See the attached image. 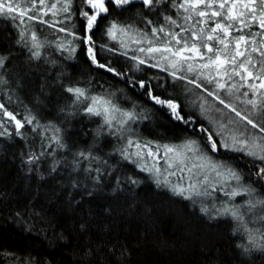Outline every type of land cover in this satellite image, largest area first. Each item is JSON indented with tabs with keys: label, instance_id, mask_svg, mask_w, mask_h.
Returning a JSON list of instances; mask_svg holds the SVG:
<instances>
[{
	"label": "trees",
	"instance_id": "16d2710c",
	"mask_svg": "<svg viewBox=\"0 0 264 264\" xmlns=\"http://www.w3.org/2000/svg\"><path fill=\"white\" fill-rule=\"evenodd\" d=\"M64 2L45 0L43 6L38 5L40 20L63 21L56 28L37 20L25 18L21 24L0 16V58H4L0 104L21 121L34 118L17 134L15 122L0 112V133H4L0 135V264H264V247L259 246L264 241L257 247L250 245L239 230L234 231L233 220L210 217L192 201L156 184L119 153V135L109 134L106 125L101 127L100 117L86 116L83 106H74L65 90L78 86L89 95L109 98L116 92L140 103L151 114L143 116L142 127L148 134L140 137L143 140L181 142L190 137L204 143L211 134L218 149L214 157L231 165L264 195V179L256 175L264 164L242 151L220 148L218 134L200 114L189 110L178 87L180 81L195 80L207 91L218 93L219 81L225 87L243 85L238 88L245 91L248 79H228L214 70L207 76L184 74L186 79H176L170 71L133 59L137 47L130 37L163 39V33H158V38L151 35L153 27L161 26L166 31H181L168 24L166 16L189 27L182 18L186 13L173 7V0L151 8L142 0L122 7L107 3L109 11L98 18L92 36L97 60L115 72L98 68L81 40L57 31L64 27L78 37L85 35L86 20L80 13L89 8L81 0H72L65 13L61 10ZM53 3L57 8L49 11ZM112 22L131 26L129 35L118 34L115 41L108 37L106 30ZM201 27L207 31L210 25H196V29ZM21 31L27 44L20 40ZM32 32L42 45L39 49L31 48ZM182 35L190 36V32ZM60 43L74 46L76 51L60 50ZM173 46L181 47L174 41ZM37 50L39 59L32 56ZM201 50L206 57L213 55ZM253 55L257 67L252 71L259 74L260 56ZM197 60L199 64L207 62ZM257 81L259 85L262 80ZM258 94L264 98L263 92ZM153 96L178 104L183 120L176 119L166 104H157ZM113 102L120 109L134 111L119 97ZM53 135H59L66 147H58L51 140ZM80 151L90 152L95 159L76 157ZM33 154L39 159L28 163ZM77 159L82 160L79 165L74 163ZM89 166L91 171L86 170Z\"/></svg>",
	"mask_w": 264,
	"mask_h": 264
},
{
	"label": "snow or ice",
	"instance_id": "6c2138e0",
	"mask_svg": "<svg viewBox=\"0 0 264 264\" xmlns=\"http://www.w3.org/2000/svg\"><path fill=\"white\" fill-rule=\"evenodd\" d=\"M133 2V0H81V3L87 5L89 11H81L80 15L86 20V30L84 37H78L74 32L70 30L60 27L57 29L59 32H64L66 35H71L73 39H79L81 42L87 46V55L89 59L95 64L98 68L105 69L108 72H115V70L107 65L100 63L97 60L96 53V45L93 40V29L95 28L98 18L101 17L102 14H106L109 11V8L106 6L107 3H114L117 7H122L124 5H129ZM164 0H142V3L145 7L151 8L154 4L162 3ZM45 4V0H23V3L20 0H0V16L11 19L13 21L19 20L21 24L25 22V18L27 20H37L40 23L48 24V27L56 28L57 23H63V21H54L49 23L44 20H40L39 16L36 14L39 11L38 5L43 6ZM72 4V0H65L62 11L68 13ZM173 7L178 9H182L186 15L182 18L185 22H189V27H184L179 24L176 19H173L170 16H166L165 20L168 24L175 26L176 28H180V32L175 31H166L165 27L161 26L159 28L153 27L151 29V35L153 37L158 38V33H163L166 38L161 46H154L153 40H148L149 47L148 48H139L138 51L142 53L154 54L160 53L161 59L169 60L171 57H178V60H172L171 66L173 68L177 67V64L181 61L187 62L189 60H193L195 58H199L200 60H205L206 63H202L199 65L200 69H209L211 71H215L217 75L221 77H228V79H232L233 77H239L241 81H244L248 78L253 79H261L262 82L260 84L261 88H264V0H180V3H176V0H173ZM57 4L53 3L49 7V11L52 9H56ZM29 13H33L29 15ZM91 13V14H90ZM48 13L45 12L44 15ZM56 13L53 12V15ZM198 18V19H194ZM149 24L151 21L148 22ZM196 25H210L207 31L203 27L196 29ZM254 27H258L259 31H253ZM248 30L247 32L245 30ZM131 30V26L122 27L115 22H112L109 27H107L106 34L112 40H117L118 34L121 36L129 35ZM190 36H184L183 33H189ZM239 33L238 35H233L232 33ZM147 34H145L146 36ZM20 40H25L24 32L21 31ZM259 37V39H256ZM31 41L32 49H39L42 45L38 42V36L35 32L31 33ZM173 41L175 45H181L179 48H175L173 46ZM20 42L19 40L17 41ZM135 43H141L142 40H134ZM199 42V43H197ZM214 42V43H209ZM27 44V41L25 40ZM71 44V42H69ZM215 45H221L222 47H215ZM104 47V46H101ZM57 48L60 50H66L70 53H74L76 48L74 46L69 47L63 43L57 44ZM205 49L208 53H213L212 56L205 55V52L201 49ZM31 50V49H30ZM110 51L112 49H109ZM168 53L170 55H164ZM185 53H192L194 55H185ZM254 53H258L260 56V60L258 62L260 72L259 74H254L252 69L257 67V63H254L256 57L253 55ZM32 56L39 59L40 52L33 51ZM133 59H139V57H133ZM140 64H144L145 61L140 59ZM4 64V58H0V67ZM228 65V67H225ZM155 67L156 65H152ZM187 71H194L193 65L191 63L187 64ZM246 73V75H244ZM173 77L176 79H186L183 76L177 77L176 74L172 73ZM209 83L212 82L211 79L205 77ZM188 83L195 84L197 88H201L202 85L196 83L195 80H188ZM243 85L233 84V89H238V87H242ZM141 87H144L141 84ZM249 87L255 88V85H249ZM217 88L223 89L225 88V84L219 83L217 81ZM66 92L71 94L72 103L74 106H83V113L89 117H100L103 121V127L106 125L109 129V134L116 135L119 133L120 139H125L126 134L131 132L130 122H134L136 120V114L131 111H124L120 109L111 98L105 95H89L88 90L78 86L67 87ZM207 91V89H205ZM209 96H215L216 94L208 91ZM244 95H248L247 92ZM152 99L157 104H166L169 109H171L172 115L178 119L183 120V117L179 112V105L172 102L171 100L162 101L158 97H152ZM216 99L219 100L220 104H224L225 108H231L233 112H235L236 116L240 117L242 120H246L249 125L253 128H260V131L264 132V126H261L252 119H249L247 116H241L239 111H236L234 107L229 104H225L223 99H220L219 96H216ZM247 103L255 105V101L248 100ZM0 112L5 117H8L11 121L15 122V128L17 134H20V129L24 127V124H32L34 118H25L24 121H21L16 118L13 113L8 112L5 109L3 104H0ZM187 123V121H185ZM118 126V127H117ZM128 126V127H126ZM116 128V132H112L113 128ZM203 131H207V129H202ZM59 129L56 128L55 132L59 133ZM4 133H0L3 135ZM51 140L55 142L58 147L64 148L66 145L61 143V138L59 135H53ZM234 143L239 142L244 144L248 148V155H251L255 158L264 161V144L256 145L254 141L249 142L248 140L236 141L233 138ZM208 141L211 144V151H217V143L212 139V135L209 134ZM195 141L189 142L185 147L188 151L193 152L194 154L198 151V149H194L193 145ZM135 147L137 151L135 153H129L128 148ZM227 147V145H222ZM165 149V155L167 156L169 153L176 152V158L178 160L179 170L184 171L187 169L189 176V189H191L194 195H211L210 192L205 189L203 192L197 190V185H209L211 181L209 180V175L206 169H211V171L216 173L217 177L223 176L224 174L218 171V166L211 163V159L204 155L196 156V161L190 165L185 163L184 159L181 157L184 156L183 153L178 152L168 145L163 146ZM142 149H147V155L150 157H155L158 153L153 152L147 143L141 144L139 142L133 141L131 138H127V145L120 150L121 155L124 159H130L132 155L137 157V159H143L144 153ZM243 150V149H241ZM41 155H44L42 152ZM76 157L82 158V160L95 159V157L91 156V153H85L83 151L77 152ZM39 159L38 156L33 154L28 163H33L35 160ZM191 159V158H187ZM81 159H77L74 161L76 165H79L82 162ZM105 163H107L105 161ZM168 167L171 168L173 165L171 163L168 164ZM54 167L52 171H55ZM87 171H91V167L89 166ZM141 170H145L141 168ZM159 172V169H155ZM99 171V169H96ZM174 175L175 173H170ZM256 175L261 179H264V167L259 168ZM225 182L228 180L236 181V186L232 187L229 185L230 190L225 191L223 188H220V191L228 198L227 201L224 202L225 206L222 209L217 210V216L231 218L233 221L237 222L239 227H243L249 235V241L254 246L257 245L256 233H259L260 238L264 239V232L260 230V228L249 229L248 224H256L259 223L262 228H264V195H259V190L251 184L244 185L241 183L242 177L232 171L228 170L227 176L224 177ZM131 183L135 184L136 181L132 180ZM159 183V181L157 182ZM219 183V181H218ZM75 186V185H74ZM187 189L177 186L173 188V191L177 195H183ZM215 187H213V191H215ZM91 194V193H89ZM237 197H244L242 203H231L229 205V201H235ZM186 198H191L186 197ZM203 212L208 213L207 208L202 209ZM234 229V231H238ZM260 247H264V245H259Z\"/></svg>",
	"mask_w": 264,
	"mask_h": 264
},
{
	"label": "rangeland",
	"instance_id": "374dc122",
	"mask_svg": "<svg viewBox=\"0 0 264 264\" xmlns=\"http://www.w3.org/2000/svg\"><path fill=\"white\" fill-rule=\"evenodd\" d=\"M51 34L50 31H48V35ZM142 40L141 43H135L134 40ZM153 40L154 46H161V43L165 40ZM130 43L137 47L136 53L138 61L140 59L144 60L145 63L149 65H156L155 67H159L164 69L165 71L174 72L177 77L183 76L188 77L189 75L196 74L197 76H207V74L210 72L208 69H200L199 63L200 61L197 60L198 58H195L193 60H189L187 62L181 61L177 64L176 68H173L171 66L172 60H178V57H171L169 60H163L161 59L160 53H154V54H148V53H142L138 51L139 48H148L150 45L148 43V39L144 37H130ZM164 55H170L168 53H165ZM185 55H194L192 53H185ZM191 63L193 65L194 71L189 72L187 71V64ZM202 64V63H201ZM207 70V71H206ZM184 74H187L186 76ZM174 78V77H173ZM258 79L248 78V87L245 91L239 89H233L232 87H225L217 92H213L216 95L215 96H209L208 91H205L204 87L197 88L195 84H190L186 82H179L178 87L182 90L181 97L185 101L187 107L189 110L196 112L200 114L205 121L211 126V128L215 131V134L219 136V147L222 149L227 150H237L242 151L245 154L248 153V148L239 142L234 143L233 138L236 139V141H242V140H248L249 142L254 141L256 145L264 144V132L260 131V128H253L251 125L247 123L246 120H242L240 117L236 116L235 112L231 110V108H225L224 104H220L219 100L216 99V96H219L220 99H223L225 101V104H229L232 107L236 109V111H239L241 113V116H247L249 119H252L253 122L264 126V98L257 97V95H260L258 93L263 92L264 94V88L260 87L261 79H259L261 82L259 85H256L259 81ZM197 83V82H196ZM249 85H255V88L249 87ZM226 86V85H225ZM247 92L248 95H244V93ZM262 94V96H263ZM122 99L123 101H126V104L131 105V108L134 110L133 112L136 114V120L134 122H130L131 132L126 134L127 138H131L135 142H139L141 144L147 143L149 147L152 149L153 152L158 153L155 157H150L147 155V149H142V152L144 153L143 159H137L134 155L128 159L129 161L135 163L139 167V169L144 168V173H146L151 180H153L156 184L159 186L168 189L170 192L177 195L173 188L180 186L185 189H187L183 195H178L182 198L188 199L194 203L198 207V209L213 218H218L217 216V210L222 209L225 204L224 202L227 201V197L223 194L222 191H220V188H223L225 191L230 190V186L235 187L236 181L234 180H228L225 182L224 177L227 176L228 170L231 169L232 171L238 173L241 177V183L244 185L250 184V182L245 179L241 173H239L237 170H235L231 165L227 163H223L219 161L217 158L214 157V152L211 151V144L209 141L205 140L203 143L202 141H198L196 138H187L184 141L181 142H157V141H148L143 140L140 137H147V131H145V128L143 126V121H145L144 117H147V115H151L149 111L142 108L143 106L138 102H133L131 99L125 96H119L118 93H112V97H110L113 101H115L117 98ZM264 97V96H263ZM248 100L255 101V105L247 103ZM125 102L122 103V106H126ZM118 106V105H117ZM119 107V106H118ZM130 107V106H128ZM126 109V107H123ZM122 109V110H124ZM129 111V110H124ZM132 112V111H131ZM143 118V120H142ZM142 120L140 123L138 120ZM118 127V126H117ZM128 127V126H126ZM109 131V129L107 130ZM112 132H116V128L114 127ZM119 135V133H117ZM127 138L120 139V144L118 151L120 153V150L127 145ZM195 141V144L193 145L194 149H198V151L194 154L193 152H190L187 150L185 145H187L189 142ZM227 145V147H224L222 145ZM164 145H168L172 147L173 149L177 150L178 152H181L184 154L181 159H184L185 163H188L189 165L193 162H200L203 163V161H196L195 157L199 155L207 156L211 159V163L218 166V171L223 173V176L217 177L216 173L211 171V169H206L209 180L211 181V184L209 185H197V190L203 192L205 189H207L208 192L211 193V195H194L189 189V176L191 175L188 173L187 169L184 171L179 170L178 160L176 158V152L169 153L167 156L165 155V149ZM243 149V150H241ZM137 149L133 146L131 148H128L129 153H135ZM121 154V153H120ZM248 155V154H247ZM252 157L255 161H261L258 158H255L251 155H248ZM191 158V159H187ZM264 164V161H261ZM171 163L173 167L169 168L168 164ZM158 168L159 172H157L155 169ZM170 173H175L174 175ZM159 181V183H157ZM219 181V183H218ZM213 187H215V191H213ZM259 194V193H258ZM260 195V194H259ZM191 197L186 198V197ZM244 200V197H237L236 200L229 201V205L231 203H242ZM203 208H207L209 211L208 213H205L202 211ZM219 218H226V217H219ZM231 219V218H229ZM232 220V219H231ZM237 228L239 227L237 225V222L234 221ZM249 229H255L260 228L262 232H264V228L261 227L259 223L248 224ZM239 231L246 237V240L249 242L250 245H253L249 241V235L248 232L244 230L243 227H239ZM256 240H257V247L261 241H264V239L260 238L259 233H256ZM254 246V245H253Z\"/></svg>",
	"mask_w": 264,
	"mask_h": 264
}]
</instances>
